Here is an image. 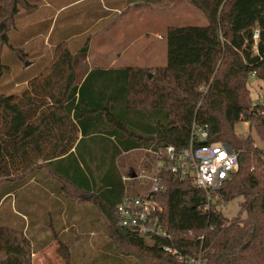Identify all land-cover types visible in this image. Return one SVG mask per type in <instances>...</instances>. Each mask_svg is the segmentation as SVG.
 Here are the masks:
<instances>
[{
	"label": "trees",
	"instance_id": "obj_1",
	"mask_svg": "<svg viewBox=\"0 0 264 264\" xmlns=\"http://www.w3.org/2000/svg\"><path fill=\"white\" fill-rule=\"evenodd\" d=\"M129 1L140 7L182 0ZM188 1L209 23L170 28L165 67L96 68L78 83L77 59L64 47L34 94L19 99L0 93V183L11 176L6 159L17 165L18 158L42 156L44 167L52 168L76 193L91 195L107 217L116 253L113 264H180L164 251L167 246L185 256H201L206 264H264V152L251 139L234 134L235 126L248 119L264 135V113L259 114L264 107H254L248 89L252 75L264 81V0ZM20 7L31 5L28 0H0L3 44ZM88 51L86 46L82 54ZM1 71L0 63V77ZM204 86L206 94L200 91ZM65 119L76 121L80 141L57 137L58 123ZM195 122L209 125V144L228 142L240 153L238 173L216 195L225 203L243 198L240 212L246 219L228 220L217 209L219 201L205 212V192L165 171V191L156 199L164 207L160 226L171 239L146 242L118 224L116 207L126 186L117 159L135 150H185ZM11 194L6 191L0 200ZM32 255V242L24 232L0 226V264H33Z\"/></svg>",
	"mask_w": 264,
	"mask_h": 264
},
{
	"label": "rangeland",
	"instance_id": "obj_2",
	"mask_svg": "<svg viewBox=\"0 0 264 264\" xmlns=\"http://www.w3.org/2000/svg\"><path fill=\"white\" fill-rule=\"evenodd\" d=\"M28 2L30 9L19 8L8 43L0 42V93L19 99L42 87L64 47L77 59L78 83L90 66L104 69L112 60L116 64L113 69L144 67L153 71L167 66L170 28L205 27L209 23L207 16L188 0L140 7L129 0ZM113 23L112 28L103 31ZM86 46L89 51L83 55ZM52 78L57 81V77ZM61 85V80L56 82L58 88ZM248 89L252 101H258L264 92V81L252 75ZM256 126L257 122L247 119L235 126L234 134L240 139H251L253 146L264 152V135ZM153 152L135 150L117 159L120 175L129 178L123 180L127 195L150 191L155 165ZM6 160L5 169L11 176L0 183V198L6 191L11 190L12 194L0 206V226L27 234L33 245V264H113L116 253L112 249L109 222L91 195L76 193L73 187L66 186L52 173V168L44 167V159L38 154L27 161L18 158L17 165ZM216 193L213 203L220 198ZM72 200L81 204L79 217L58 220L56 214L47 215L51 207L59 208L62 201ZM243 201V198L229 203L219 201L217 209L230 221L244 220L246 213L240 212ZM48 244L50 251L40 253ZM126 259L131 261L133 257Z\"/></svg>",
	"mask_w": 264,
	"mask_h": 264
},
{
	"label": "built area",
	"instance_id": "obj_3",
	"mask_svg": "<svg viewBox=\"0 0 264 264\" xmlns=\"http://www.w3.org/2000/svg\"><path fill=\"white\" fill-rule=\"evenodd\" d=\"M255 50L260 41V30L254 31ZM255 76V75H253ZM208 88L201 87L206 94ZM258 101H253L254 107H264V92L260 93ZM261 111V110H260ZM264 112H259L262 114ZM210 127L194 123L187 149L179 151L174 146H166L154 151L156 169L151 179V189L146 194L138 196L125 195L116 207L118 224L122 228L135 230L137 235L151 242L155 238L171 239V236L160 226L164 207L156 199V194L165 191L162 173L167 171L180 179H187L205 192L206 205L204 211L210 209L215 200L214 193L232 181L239 169L240 153L226 142L209 144ZM123 180H129L124 178ZM204 237H202L203 239ZM164 251L175 256L180 264H206L201 256L189 257L171 246Z\"/></svg>",
	"mask_w": 264,
	"mask_h": 264
},
{
	"label": "crops",
	"instance_id": "obj_4",
	"mask_svg": "<svg viewBox=\"0 0 264 264\" xmlns=\"http://www.w3.org/2000/svg\"><path fill=\"white\" fill-rule=\"evenodd\" d=\"M115 60H112L111 61V64H109V66L107 68H104L106 70H109V69H113V67H115ZM96 68H100L98 66H95L94 68L92 66H90L87 71H85L84 73H82V75H84V78H82L81 82L82 83L86 77ZM121 68H124V67H121ZM144 68V67H142ZM118 69V68H117ZM77 72V71H76ZM77 75H79V72H77ZM56 135L58 138H61V139H64L65 141L69 140V139H77L78 141H80L82 138H83V135L81 133V130L80 128L77 126L76 124V121H74V119H65V122L64 123H58V127H57V130H56ZM75 147L76 145L74 146V148H72L71 152H75ZM47 148V147H46ZM45 148V149H46ZM50 149V147H48ZM130 153V152H129ZM154 160H155V165L153 164L152 165V170H153V174L152 176L154 175L155 173V169H156V159H155V156L153 157ZM151 176V177H152ZM124 177V176H123ZM33 180V179H32ZM61 181V180H60ZM10 197V195H8ZM8 197V198H9ZM7 199V195L4 196L0 202V206L2 204V202ZM53 203V202H52ZM62 203V207H59V208H55L53 209L52 207L50 209H48L47 211V215H52V214H56L55 218L60 220H64L66 218H72L74 219L75 217H79V210H80V205H79V200H72V201H68V202H61ZM25 220H27V218H25ZM10 221V220H9ZM26 234V233H25ZM27 235V234H26ZM28 237V236H27ZM29 238V237H28ZM51 244H48L44 249L40 250V253L42 251H45V252H49L50 251V246ZM40 257V256H38Z\"/></svg>",
	"mask_w": 264,
	"mask_h": 264
},
{
	"label": "water",
	"instance_id": "obj_5",
	"mask_svg": "<svg viewBox=\"0 0 264 264\" xmlns=\"http://www.w3.org/2000/svg\"><path fill=\"white\" fill-rule=\"evenodd\" d=\"M150 77H152V75H150ZM185 180H187V179H185Z\"/></svg>",
	"mask_w": 264,
	"mask_h": 264
}]
</instances>
